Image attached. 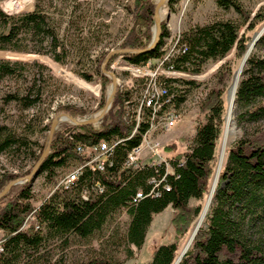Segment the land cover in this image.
Here are the masks:
<instances>
[{
	"label": "trees",
	"instance_id": "obj_1",
	"mask_svg": "<svg viewBox=\"0 0 264 264\" xmlns=\"http://www.w3.org/2000/svg\"><path fill=\"white\" fill-rule=\"evenodd\" d=\"M53 1L49 0L46 6L43 0H36L32 10L18 13H8L0 7V49L50 53L57 61L68 62L74 52V42L68 35H61L59 25L53 20L49 11ZM138 1H143L140 6L144 8L139 15L149 25L155 5L152 0ZM217 3L221 8L235 9L241 18H216L185 29L177 48L165 59L168 68L197 73L209 60L223 59L234 49L237 55L246 52L250 40L247 30L264 19V8H260L251 18L252 12L244 7L241 0H217ZM159 18L158 6L156 20ZM245 25L247 27L242 32ZM161 34L157 44L147 49L153 40L151 32L132 29L123 41V45L131 49L124 56L138 65L146 64L151 58L164 57V37L168 34L165 24ZM255 48L239 79L236 103L245 106L239 115L240 120L259 125L230 147L205 224L199 227L178 264H264V54L258 53L259 48H264V32ZM19 64L20 61L0 58V78L22 75L20 69L16 68ZM228 64L227 60L221 67H229V73L231 68ZM83 72L86 77L92 78L91 73ZM228 73L222 77L223 82ZM100 76L105 83L109 80L102 70ZM163 81L174 95L156 100L150 110L136 108L130 123L119 115L121 110L116 109L104 117L99 127L92 122L79 126L64 123L65 127L62 124L55 130L51 149L39 164V172H46L49 179L54 178L58 168L64 167L66 170L74 166L78 160L75 147L79 141L99 143L104 139L120 140L111 153L112 163H108L107 173L86 168L75 181L73 189L54 188L38 206L34 204L35 193L30 183L13 185L0 198L5 201L0 205V230L3 231L0 264H48L46 251L53 240L64 248L72 238L88 239L123 210L130 215V219L120 240L127 244L129 255H132L131 245L141 248L145 244L155 214L169 205L174 208L171 222L176 230L175 240L160 244L145 264L176 263L179 239L202 208L201 204L191 205V199H201L209 192L217 142L224 122V87H214L208 93L203 103L206 120L197 126L188 149L170 158L173 171H167L164 165L126 168L124 165L132 149L143 144L144 136L151 129L150 120L155 108L162 103L163 110L174 104L181 108L180 103L186 99L184 91L178 87L177 78L163 77ZM187 82L191 84L196 80L188 79ZM34 83L24 90L7 92L4 95L6 100H15L23 108L40 104L43 91L40 87L35 89ZM118 94L115 106L123 101V95ZM125 102L129 110L124 112L123 109L122 113L131 115V97L126 98ZM63 107L74 115L85 112L82 107L70 104ZM140 109L142 121L139 123L137 112ZM39 114L41 112L34 113L30 120ZM43 120L42 116L41 122ZM49 127L50 122L44 125V128ZM137 128L139 133L134 134ZM131 133L134 135L130 137ZM28 140L29 137L19 135L8 125H0V152L14 144H27ZM171 146L166 145V148ZM17 175L4 172L0 189ZM98 183L104 185V191L83 197L85 186L92 188ZM140 190L143 191L142 197L138 195ZM31 213L35 214L36 224L25 227V220ZM76 264L120 262L115 263L110 257L100 256L79 260Z\"/></svg>",
	"mask_w": 264,
	"mask_h": 264
},
{
	"label": "rangeland",
	"instance_id": "obj_2",
	"mask_svg": "<svg viewBox=\"0 0 264 264\" xmlns=\"http://www.w3.org/2000/svg\"><path fill=\"white\" fill-rule=\"evenodd\" d=\"M11 1H20L21 6L9 9L7 4ZM35 1L0 0V7L8 13H18L32 10L35 7ZM161 1L152 0L155 8L152 20L148 25L139 15L144 9L140 6L143 1L54 0L49 8L50 14L59 25L61 35H68L70 40L72 39L74 42V52L66 63L57 61L50 53L0 49V58L11 62H21V64L16 65V68L20 69L22 73V75H6L0 78V125L6 124L19 135L29 137L27 144H14L0 152V179L4 172L18 174L5 183L0 189V193L7 189L5 192L7 194L13 185L30 183L35 193L34 204L38 206L53 192L58 185L59 176L65 171L64 167H60L57 169L54 178L49 179L46 172H39V166H37L40 159L37 155L40 156L41 152L43 154L47 147L53 122L56 120V130L62 124L65 127L64 123L79 126L83 123H89L93 118H97V121H92L96 126L95 123L100 122L101 124L104 117L108 116L111 111L125 109L124 112H126L129 110L125 102L126 98L139 97L138 91L142 87L144 78L146 79L152 73H161L159 74L160 77L170 74L171 77L177 78L180 84L178 87L186 95L185 101L179 105L182 106V111L175 124L169 129H157L150 135V144L156 142L158 146L154 147V150L151 145H148L144 150V155L154 156L151 157L154 160H160L164 157L170 159L179 152L188 149L196 134L197 126L206 120L203 103L208 93L214 87H224V122L217 142L214 170L209 181V192L201 199H191V205L201 204L202 212L200 211L194 217L189 229L179 239L178 258L185 248L190 247L197 233L196 230L198 231L199 227L205 224L208 213L204 216V212L207 206H210L209 212L215 193L214 191L211 194L212 186L218 175L220 177V173L227 162L230 147L241 137L254 131L259 125V123L252 121L240 120L239 115L245 109V106L237 104L235 96L233 131L227 137L225 135L227 113H229L230 108L229 89L237 73L240 70L243 72L245 64L243 69L242 64L246 56L248 59L251 52L256 49L253 39L256 33L262 32L263 34L264 19L259 21L254 28L247 30L250 40L243 55H237L234 49L223 59L209 60L202 66V70L197 73L172 70L165 65L163 58L170 55L177 48V42L185 29L194 24L207 23L216 18L240 19L241 17L233 8H221L217 0H176L173 2L167 0L169 11L161 20L162 26L165 24L168 31L163 44L166 51L165 56L151 58L143 65L132 63L124 56V53L131 49L124 46L123 41L134 28L139 31L149 30L154 38L157 30L156 13L158 6L160 18L164 14ZM241 1L244 7L252 12L251 18L260 8H264V0ZM43 2L46 6L49 5V0H43ZM137 17H140V19L137 20ZM247 25L242 28V32L245 31ZM258 53L264 54V48H259ZM227 60L231 68L229 73V67H221V64ZM36 62L42 65H38ZM100 70L109 77L106 83L100 76ZM83 71L91 73L92 78L86 77ZM226 72L228 74L225 82H223L222 77ZM188 79H194L196 82L189 84ZM33 83L35 89L40 87L43 91L40 104L23 108L15 100H6L4 95L7 92L24 90ZM128 91H130V94H128ZM118 93L123 95V101L121 100L122 103L119 105L120 108L118 105L115 106ZM69 104L82 107L85 112H78L74 115L63 107ZM37 112H41V114L30 120L33 114ZM119 115L122 117L121 112ZM42 116L44 117L43 122H41ZM48 122H50V127L48 129L44 128V125ZM133 133L137 134L139 132L135 131ZM133 133L130 137L134 135ZM146 136H149V133ZM169 144L173 146L166 148V145ZM4 203V200H0V205ZM173 213L174 208L170 207L161 216L160 214L156 216L149 227L145 244L141 248L131 245L132 255H129L127 244L120 240V235L128 227L130 219V215L123 210L114 215L101 231L88 239L76 240L72 238L71 243L64 248L60 246L58 241L53 240L49 250L46 251L48 264H76L79 260H88L100 256L110 257L115 263L120 262V264H145L151 259L155 248L162 243L175 240L176 230L171 222ZM31 224H36L34 213L27 216L24 226L27 227ZM2 237L3 231L0 230V240Z\"/></svg>",
	"mask_w": 264,
	"mask_h": 264
},
{
	"label": "built area",
	"instance_id": "obj_3",
	"mask_svg": "<svg viewBox=\"0 0 264 264\" xmlns=\"http://www.w3.org/2000/svg\"><path fill=\"white\" fill-rule=\"evenodd\" d=\"M169 55L163 58L165 61ZM168 73V72H167ZM158 74V75H157ZM161 73H152L149 77L144 78L142 87L138 91L139 97L131 98V115H124L121 112L122 118L130 123V119H133V113L136 108H149L154 107V102L157 99H163V97H171L172 93L169 92V89L165 82L163 81V76H159ZM165 77H171L170 74H167ZM181 108L170 106L167 110H164L163 114L160 116H152L153 127L149 131V136H144L143 144H140L138 148L132 149L131 154H129L124 167L126 168H139L145 165L149 166H165L167 171H173V168L168 157L161 158L160 160H154V156L148 157L144 155V150L148 145H151L153 149L158 146V143L150 144L149 140L151 133L155 130L169 129L175 122L180 118ZM96 127L100 126V122H96ZM120 139H114L111 141L102 140L99 143H91L79 141L76 144L75 150L78 154V160L75 162L74 166L70 169H66L59 177L58 185L56 188L59 189H68L71 190L74 187V176H80L86 168L92 170H98L101 173H107L108 163L111 161V153L114 148L117 146ZM102 192L104 191V185L101 183L96 184L92 188L84 187L83 197H89L93 192ZM143 191L140 190L138 193L139 197H142Z\"/></svg>",
	"mask_w": 264,
	"mask_h": 264
},
{
	"label": "bare ground",
	"instance_id": "obj_4",
	"mask_svg": "<svg viewBox=\"0 0 264 264\" xmlns=\"http://www.w3.org/2000/svg\"><path fill=\"white\" fill-rule=\"evenodd\" d=\"M162 2V7H163V11H164V14H163V16L161 17V18H159L158 20H162L163 19V17L167 14V12L169 11V7L167 6V0H162L161 1ZM19 6H21V3H20V1H11V2H9L8 4H7V7L9 8V9H13V8H17V7H19ZM246 64V63H245ZM240 73H241V70L237 73V75L235 76V79H234V81H233V83H232V85H231V87H230V89H229V113H228V117H227V126H226V130H225V135H226V137L230 134V133H232V131H233V123H234V103H235V96H236V89H237V87H238V84H239V79H240ZM158 100V99H157ZM127 106H129L128 104H127ZM163 107H164V104L162 103V104H159L158 106H157V108H155V111H154V115L153 116H160V114H163V112H164V110H163ZM142 109H140L139 110V112H137V113H139V117H138V121H139V123H140V121H142V111H141ZM150 124H151V129H152V127H153V119H152V117H151V120H150ZM139 127V126H138ZM135 131H138V128L137 129H135ZM134 131V132H135ZM138 148V147H137ZM78 177L79 176H74V183H75V181L77 182V180H78ZM218 179H219V175H218V177H217V180L215 181V183H214V185L212 186V191H211V194H213L214 193V191H215V188H216V186H217V184H218ZM209 207L210 206H207V208H206V211L204 212V216L208 213V209H209ZM197 231V230H196ZM195 235V234H194ZM194 237V236H193ZM193 237H192V239H193ZM186 249V248H185Z\"/></svg>",
	"mask_w": 264,
	"mask_h": 264
},
{
	"label": "water",
	"instance_id": "obj_5",
	"mask_svg": "<svg viewBox=\"0 0 264 264\" xmlns=\"http://www.w3.org/2000/svg\"><path fill=\"white\" fill-rule=\"evenodd\" d=\"M156 25H157V30H156V32H155V35H154V38H153L151 44L147 47V49H148V48H152V47H154V46L157 44V42H158V40H159V38H160V34H161V30H162L161 20H157V24H156ZM261 34H262V32H258V33L255 34L254 39H253V44H254V45L256 44V42H257V40L259 39V37L261 36ZM247 54H248V53H247ZM246 62H247V56H246V58H245L244 61H243L242 69H243V66H244V64H245ZM104 65H105V63H104ZM241 72H242V70H241ZM70 116H71V115H70ZM71 117H72V116H71ZM72 118H73V117H72ZM97 120H98L97 118H93V119L90 120V122H92V121H97ZM55 123H56V120L53 122V124H52V126H51V128H50V134H49V140H48L47 147H46V149L43 151V154H42V156L40 157V159H39V161H38V163H37V166H39V164L41 163V161L44 159V157H45V156L49 153V151H50V143H51V139H52L53 133H54V131H55ZM6 191H7V189L3 190V191L0 193V197H1L2 195H4ZM196 232H197V231H196ZM186 251H187V249H184V250L180 253V255H179V257H178V259H177V261H176L175 264H178V263H179V261L181 260L182 255H183Z\"/></svg>",
	"mask_w": 264,
	"mask_h": 264
},
{
	"label": "crops",
	"instance_id": "obj_6",
	"mask_svg": "<svg viewBox=\"0 0 264 264\" xmlns=\"http://www.w3.org/2000/svg\"><path fill=\"white\" fill-rule=\"evenodd\" d=\"M170 207H172V206H171V205H169V206H168V207H167L165 210H163V211H161V212H159V213L155 214V216H154V219H155V218H156V216H158L159 214H160V216H161V214H162V213H164V211H166V210L168 211ZM154 219H153V221H154ZM153 221H152V223H153ZM152 223H151V224H152ZM147 262H148V261H147Z\"/></svg>",
	"mask_w": 264,
	"mask_h": 264
}]
</instances>
